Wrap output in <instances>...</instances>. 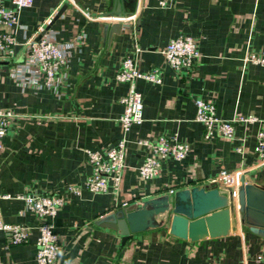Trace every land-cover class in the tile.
<instances>
[{
	"label": "crops",
	"instance_id": "obj_1",
	"mask_svg": "<svg viewBox=\"0 0 264 264\" xmlns=\"http://www.w3.org/2000/svg\"><path fill=\"white\" fill-rule=\"evenodd\" d=\"M0 5L11 3L0 0ZM106 6L107 0H32L18 13L15 56L0 59V108L12 112L1 139L0 194H55L62 204L52 217L38 218L22 200L0 198L1 220L29 230L16 245L5 246L0 235V264H35L36 227L42 221L59 241L54 264H264L256 260L264 259V236L239 221L236 188L234 231L225 236L190 241L168 234L163 225L134 233L121 246L116 230L97 223L111 212L161 195L170 198L176 190L215 182L237 169L252 184H264V165H257L252 152L254 134L264 127V65L241 62L246 52L264 47V0H168L164 8L156 0H135V18L128 22L103 17ZM117 22L127 27L110 30ZM43 33L65 49L53 88L43 86L35 67L25 69L22 79L11 76L24 62L21 44ZM178 35L196 42L198 57L190 72L173 70L160 52ZM134 42L141 48L137 68H157L160 83L135 82L142 120L123 135L118 194L91 193L83 186L91 172L85 150L103 154L122 136L119 98L126 84L114 75ZM195 99L212 103L221 119L251 114L256 121L236 124L230 138L214 130L205 138L195 120ZM161 135L186 142L189 152L180 161L160 160L157 174L141 179L136 166L149 150L138 141Z\"/></svg>",
	"mask_w": 264,
	"mask_h": 264
},
{
	"label": "built area",
	"instance_id": "obj_2",
	"mask_svg": "<svg viewBox=\"0 0 264 264\" xmlns=\"http://www.w3.org/2000/svg\"><path fill=\"white\" fill-rule=\"evenodd\" d=\"M11 6L0 5V59H12L15 56L14 29L17 26L18 13L22 8L29 7L32 0H10ZM157 6L164 8L168 0H156ZM117 18V17H115ZM135 18L134 11L125 18H117L122 21H132ZM24 62L17 64L11 71L15 79L24 78L25 69L35 67L42 77V84L46 88H53L56 84V74L65 62V49L51 40L50 36L42 34L37 38H28L22 44ZM141 48L136 42L132 50L121 60L114 75V80L126 84V92L119 98L122 105V112L118 118L122 136L116 145L106 150L103 154L85 150L87 162L91 172L83 181V186L91 193H110L116 196L119 192L121 173L124 167L123 153L125 146L124 134L132 124H139L141 117V94L136 90L135 82L142 79L155 84L160 83V73L157 68H151L141 72L137 68V56ZM165 63L175 71L183 70L190 72L198 57V50L195 40L187 35H178L170 39L160 50ZM242 64L264 65V47L257 51H248L241 59ZM36 78L30 76V81ZM195 120L200 122L205 130L204 137L208 138L211 131L218 135L230 138L233 136V129L236 124L246 125L256 121L251 115H236L231 120H224L216 116L215 107L208 101L201 99L194 100ZM12 117L9 109L0 108V149L1 139L5 135ZM140 145L147 147L149 154L141 163L136 166L139 178L149 179L154 177L159 169L160 160L171 158L175 161L182 160L189 152V145L186 142L169 139L165 136H157L153 140H140ZM236 151L241 152L240 148ZM252 152L256 156L257 165H264V127H260L254 134ZM243 171L237 169L227 172L221 176L225 185L236 188L239 185V178ZM67 191L79 193V189L67 186ZM169 193H172L169 190ZM0 198H16L24 203L26 210L32 212L38 218L52 217L62 204V198L55 194H0ZM35 240V264H54L60 251L57 235L52 232L51 226L42 221L37 227ZM28 227L18 223H6L1 220L0 214V235L4 239L5 246L16 245L24 242L28 236ZM257 261H264L260 255L256 256ZM210 264H219L216 260Z\"/></svg>",
	"mask_w": 264,
	"mask_h": 264
},
{
	"label": "water",
	"instance_id": "obj_3",
	"mask_svg": "<svg viewBox=\"0 0 264 264\" xmlns=\"http://www.w3.org/2000/svg\"><path fill=\"white\" fill-rule=\"evenodd\" d=\"M74 4L78 0H71ZM135 0H107L103 17L125 18L133 12ZM65 8L63 5L57 14ZM126 24H110V30L125 28ZM234 188L223 179L208 184L176 190L168 195L146 199L131 210H117L97 221L101 226L116 230L122 246L132 234L165 226L167 233L196 241L205 237L225 236L234 231ZM237 211L241 223L264 236V184H252L246 175L236 187Z\"/></svg>",
	"mask_w": 264,
	"mask_h": 264
}]
</instances>
